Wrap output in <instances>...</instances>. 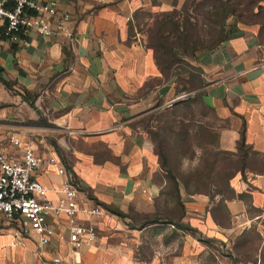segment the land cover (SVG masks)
<instances>
[{
	"label": "crops",
	"instance_id": "1",
	"mask_svg": "<svg viewBox=\"0 0 264 264\" xmlns=\"http://www.w3.org/2000/svg\"><path fill=\"white\" fill-rule=\"evenodd\" d=\"M184 1L57 0L73 42L29 30L0 45L11 84L0 80V148L19 156L29 142L55 156L79 204L103 209L77 214L97 229L79 245L67 239L64 214L48 216L55 234L41 247L33 229L11 244L18 228L1 225L0 264H264V0L248 19L227 17L212 47L162 67L137 16ZM161 110L166 139L179 141L169 145L174 165H162L148 130L157 120L140 124ZM209 156L210 166L199 165ZM193 173L203 180L196 188ZM34 177L60 196L53 164Z\"/></svg>",
	"mask_w": 264,
	"mask_h": 264
},
{
	"label": "built area",
	"instance_id": "2",
	"mask_svg": "<svg viewBox=\"0 0 264 264\" xmlns=\"http://www.w3.org/2000/svg\"><path fill=\"white\" fill-rule=\"evenodd\" d=\"M57 0H0V45L21 41L22 33L32 30L42 35L62 34L71 42L74 40L67 26L68 12L58 13ZM12 146H20L21 138L10 133ZM44 164H53L60 178V186L54 191L58 198L48 195L47 187L34 177V172ZM77 188L70 183L63 164L53 155L43 156L26 142L19 156L6 154L0 148V226L13 224L18 229L11 244H22L19 231L33 229L37 233V245L47 244L55 234L48 216L64 214L69 242L79 245L83 240L97 239L94 224L82 225L77 221L78 213L98 216L103 209L95 204L81 206L77 201ZM60 237H62L60 235ZM59 261V257H53Z\"/></svg>",
	"mask_w": 264,
	"mask_h": 264
},
{
	"label": "trees",
	"instance_id": "3",
	"mask_svg": "<svg viewBox=\"0 0 264 264\" xmlns=\"http://www.w3.org/2000/svg\"><path fill=\"white\" fill-rule=\"evenodd\" d=\"M260 2L261 0H185L179 10L158 13L164 16L156 24L158 43L156 46H148L153 49L162 67L178 64L182 61L181 55H195L198 50L210 48L218 42L224 36V21L227 17L235 15L248 19L253 16L254 8H258L257 12L260 10ZM0 80L6 87H11L1 65ZM171 143L179 148L178 140H172ZM171 143L167 139L162 140L161 144H165L167 148L158 149L164 166L169 165V154L172 156L174 153L169 150ZM183 144L184 142L181 146ZM187 148L189 151V143ZM188 180L193 182L195 188L198 183L203 182L198 173L189 174ZM219 190L216 191L221 192Z\"/></svg>",
	"mask_w": 264,
	"mask_h": 264
},
{
	"label": "rangeland",
	"instance_id": "4",
	"mask_svg": "<svg viewBox=\"0 0 264 264\" xmlns=\"http://www.w3.org/2000/svg\"><path fill=\"white\" fill-rule=\"evenodd\" d=\"M189 1L191 2V0H189ZM163 17L164 16L162 14L161 15L160 14L149 15L146 13H140L137 16L135 30H136V32H138L140 34L141 38L143 39V41L147 45H153V46L157 45V43H158V39H157L158 31L156 28V24H157V21H159ZM173 111L174 110H172V112ZM166 116H170L169 113L161 110L160 112H157L155 114L152 113L151 116L150 115L148 116V114H146L144 116V118L142 120H140V124L143 127L146 126V123L151 119V117L153 119L157 120V122L154 123V124L158 125V126H156L155 129H151V128L149 129L148 128V130H150L151 136H153V138L155 140V145H156L157 149H159V147H163L164 149L167 148L165 144H161V141L165 140L166 136L170 133V131L168 130V127H166V125H165L166 124V120H165ZM154 132H155V134H154ZM169 157L170 158L168 160L170 161V163L175 164L174 162H176V161L174 159L175 158L174 153H172V156L169 154ZM195 161H196V157L192 158V163H190V161H189V165L196 166ZM222 161L225 162V160H223V159L220 160V162H222ZM211 162H212V160L210 159V156H209V157H207L206 160L200 158L198 163H199V165H201L203 167V165L210 166ZM224 162H222V163H224ZM224 184H225V181L223 179H220L218 186L220 187V189L222 191L226 192V188H225Z\"/></svg>",
	"mask_w": 264,
	"mask_h": 264
}]
</instances>
